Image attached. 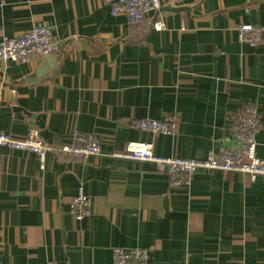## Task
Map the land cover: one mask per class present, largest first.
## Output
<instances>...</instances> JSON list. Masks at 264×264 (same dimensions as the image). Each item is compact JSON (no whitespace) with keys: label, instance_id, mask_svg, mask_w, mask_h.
Wrapping results in <instances>:
<instances>
[{"label":"crops","instance_id":"crops-1","mask_svg":"<svg viewBox=\"0 0 264 264\" xmlns=\"http://www.w3.org/2000/svg\"><path fill=\"white\" fill-rule=\"evenodd\" d=\"M40 23L61 47L0 70V132L36 126L54 146L92 132L102 151L47 152L41 169L35 154L0 147V264H113L114 247L147 249V264H264V177L198 170L172 187L153 162L112 154L132 141L204 159L233 146L229 116L253 104L264 158V42L237 37L241 24L264 30V0H174L139 24L101 0H0V40ZM169 114L172 134L129 125ZM79 188L91 211L76 220Z\"/></svg>","mask_w":264,"mask_h":264},{"label":"built area","instance_id":"built-area-1","mask_svg":"<svg viewBox=\"0 0 264 264\" xmlns=\"http://www.w3.org/2000/svg\"><path fill=\"white\" fill-rule=\"evenodd\" d=\"M108 5L112 15H123L130 24L141 23L146 15L158 10L165 2L174 0H101ZM161 20H155L154 30L163 29ZM263 28L257 25L241 24L237 27V37L240 42L249 46H258L264 42ZM61 47L53 36L50 27L44 23L33 25L29 30L15 37L4 36L0 40V70L9 61L26 63L53 54ZM229 128L233 137V146H219L216 152L204 159H188L176 156H159L154 154L152 145L143 142H126L120 151L112 154L132 160L153 162L157 168L164 169L169 176V186L189 187L192 177L198 170L233 171L254 179L264 177V158L256 156L255 136L261 129L258 110L253 104H243L229 116ZM130 127L151 133L172 134L177 125L174 114L160 119L133 118L129 120ZM102 142L95 133H82L73 130L70 140L54 146L46 143L36 126H29L23 138H14L0 132V147L10 150L31 152L37 156L39 166L44 167L47 152H59L63 156L86 161L92 156H98ZM90 198L78 189L70 200V212L76 220H81L90 214ZM148 250L141 247L112 248L113 264H147ZM48 264H54L48 262Z\"/></svg>","mask_w":264,"mask_h":264},{"label":"water","instance_id":"water-1","mask_svg":"<svg viewBox=\"0 0 264 264\" xmlns=\"http://www.w3.org/2000/svg\"><path fill=\"white\" fill-rule=\"evenodd\" d=\"M47 56H49V55H47ZM47 56H45V57H47ZM44 58V57H43Z\"/></svg>","mask_w":264,"mask_h":264}]
</instances>
